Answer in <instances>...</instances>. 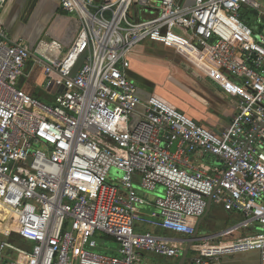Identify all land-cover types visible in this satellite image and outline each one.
I'll list each match as a JSON object with an SVG mask.
<instances>
[{
  "label": "built area",
  "instance_id": "obj_1",
  "mask_svg": "<svg viewBox=\"0 0 264 264\" xmlns=\"http://www.w3.org/2000/svg\"><path fill=\"white\" fill-rule=\"evenodd\" d=\"M135 1L156 13L133 20ZM6 3L0 0V17ZM58 3L78 17L80 29L57 56H42L0 27V202L14 226L0 234L22 241L0 242V264H143V252L178 256L184 243L209 244L220 236L196 235L208 199L241 213L237 228L258 229L201 248L190 264H213L245 251H257L264 264V33L255 34L240 15L243 5L259 4ZM175 28L203 49L220 74L241 82L237 111L219 131L157 96L141 100L126 74L135 46L167 39ZM30 58L42 66L47 87L61 88L51 104L17 86ZM208 155L220 161L211 171L191 161ZM136 182L146 191L161 186L165 194L146 200L137 194ZM140 205L157 210L160 220L152 223L186 238L137 232ZM97 233L118 243L116 256L89 249Z\"/></svg>",
  "mask_w": 264,
  "mask_h": 264
},
{
  "label": "crops",
  "instance_id": "obj_2",
  "mask_svg": "<svg viewBox=\"0 0 264 264\" xmlns=\"http://www.w3.org/2000/svg\"><path fill=\"white\" fill-rule=\"evenodd\" d=\"M102 1L96 0V3ZM194 1L176 0V3L190 6ZM255 1L259 4V8L243 5L240 15L251 28H259L262 33L264 30V0ZM251 10L253 13L258 10L259 15L251 14ZM155 13V10L146 8L135 1L129 15L133 20L140 21ZM0 27L12 40H22L33 50L38 49L42 56L51 58L57 56L60 50L63 51L70 46L80 29V21L75 14L62 10L58 0H7L0 17ZM176 29L180 30L181 35L172 32L167 39L150 38L135 46L129 57V68L126 74L136 82L137 95L141 100H146L151 95L157 96L199 124L219 131L232 121L237 111L238 102L242 99L241 82L233 76L220 74L217 68L210 63L203 49L190 39L185 31L180 28ZM45 82L46 75L42 66L37 65L32 58L28 59L24 75L17 80V86L27 94L51 104L54 95L61 88L59 86L47 87ZM191 161L195 166H203L210 171L220 165V161L211 155L192 156ZM141 189L136 182V191L139 196L146 200L155 198L147 195L155 191ZM212 212L213 215L221 218L223 224H228L233 220L239 223L240 219L244 218L241 213L226 210L211 201L209 211L205 212L203 218L200 217L202 220L196 235L205 218ZM0 216V228L4 230L7 219ZM139 217L140 219L135 222V230H139L137 232H150L173 240L186 238L183 234L163 229L152 223L160 220L153 206L140 205ZM200 218L196 220V225ZM212 226L214 223L211 219L208 227ZM145 228H150L152 231H144ZM227 230L230 228L222 231L220 236L231 232H226ZM186 247L187 244L184 243L181 253ZM193 249L195 250V246L189 247V250ZM106 250L117 254V249L106 248ZM180 254L167 257L143 252L141 261L143 264H179ZM146 255H155V258L154 256L146 258ZM191 258H185L182 264H190ZM221 260L222 258L213 264H218ZM224 263L226 262L222 261L221 264Z\"/></svg>",
  "mask_w": 264,
  "mask_h": 264
},
{
  "label": "rangeland",
  "instance_id": "obj_3",
  "mask_svg": "<svg viewBox=\"0 0 264 264\" xmlns=\"http://www.w3.org/2000/svg\"><path fill=\"white\" fill-rule=\"evenodd\" d=\"M256 12H257V14H256ZM250 13L254 14L256 16L259 15L258 10H255L254 13L251 10ZM251 14H250V16H252ZM252 29H253L255 34H258V33L261 32L259 30V28H252ZM172 32L174 34L181 35V32H180L179 29L175 28ZM164 194H165V189L163 187H161V186L158 187L155 190V192L147 193L148 197H152V196L153 197H163ZM211 219H212V221L214 223V226L209 228L208 227V223L211 221ZM240 221H242V219H240ZM240 221H239V223H240ZM239 223H237V221L233 220V221L229 222L228 224H223L221 222V218L220 217H216L215 215H213V212H212V214L208 215L205 218L204 222L202 223V225L200 227V230H199L197 236L200 238V237H203V236H211V235L219 234L222 231H224V230H226L228 228H231L234 225L239 224ZM11 226H12L11 221L7 220L4 230H7ZM0 229L3 230L2 228H0ZM257 229L258 228L255 227V226H250L248 228L235 229V230L231 231L230 233L224 234L222 236H218L215 240L209 242V244H207L206 242L201 240L198 243H196V245H194L195 246V250L194 249L192 251L188 250L186 258L188 259V258H191L194 255H197L200 252L199 250H201V248H204L207 245L218 244L219 242L235 241L238 238H242V237H245V236H248V235L252 234L253 232L257 231ZM146 230L152 231L150 228H145L144 231H146ZM137 231H139V230L137 229ZM1 241L8 242V243L13 244L15 246H19L20 245V243L18 241H15L14 239L9 238L7 236H3L2 234H0V242ZM91 241H92V243H94V245H96L95 247L89 248L91 251L96 252V253L106 254V255H109V256L117 255L115 253L108 252L106 250V248H109V249H112V250H116L118 248L119 245L113 238H111L109 236H105V235H103L101 233H97L95 235V237H93L91 239ZM6 253H7V250H6L5 254ZM182 254L183 253L180 254V258L178 260V263H179V261H180V259L182 257ZM15 256L16 255L13 254L11 258H14ZM150 256L151 257L154 256L153 258H155V255H146V258H148ZM220 258H222V260L220 262H218V264H221L222 261L226 262L224 264H260V262H259V253L257 251H245V252H238V253H233V254H225V255L221 256ZM143 261H145V260H143Z\"/></svg>",
  "mask_w": 264,
  "mask_h": 264
},
{
  "label": "water",
  "instance_id": "obj_4",
  "mask_svg": "<svg viewBox=\"0 0 264 264\" xmlns=\"http://www.w3.org/2000/svg\"><path fill=\"white\" fill-rule=\"evenodd\" d=\"M263 33H264V30H263ZM210 205H211V199H208V204H207V210H206V213L209 211V209H210ZM206 213H205V214H206ZM202 218H203V217H202ZM202 218H200V219L198 220V222H197V225H196V231L198 230V226H199L200 221L202 220ZM237 227H238V224L234 225L232 228H237ZM221 234H222V232L219 233V234H215V235H221ZM189 247H190V244H188L187 247H186V249L184 250V252H183V254H182V257H181V260H180V263H179V264H182L183 261L185 260L186 255H187V252H188V250H189Z\"/></svg>",
  "mask_w": 264,
  "mask_h": 264
},
{
  "label": "bare ground",
  "instance_id": "obj_5",
  "mask_svg": "<svg viewBox=\"0 0 264 264\" xmlns=\"http://www.w3.org/2000/svg\"><path fill=\"white\" fill-rule=\"evenodd\" d=\"M0 215L6 217L7 220L11 221L12 218L8 213V210L5 208V206H3V204L0 202ZM3 211V212H2ZM6 231V230H5Z\"/></svg>",
  "mask_w": 264,
  "mask_h": 264
},
{
  "label": "trees",
  "instance_id": "obj_6",
  "mask_svg": "<svg viewBox=\"0 0 264 264\" xmlns=\"http://www.w3.org/2000/svg\"><path fill=\"white\" fill-rule=\"evenodd\" d=\"M1 217V216H0ZM1 230V229H0ZM1 231H5V230H1ZM104 235V234H103ZM12 239H14L15 241H18L19 243H21L22 241L17 237V235L13 234ZM259 259H260V256H259Z\"/></svg>",
  "mask_w": 264,
  "mask_h": 264
}]
</instances>
